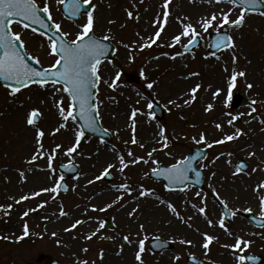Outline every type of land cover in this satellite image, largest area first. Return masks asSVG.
<instances>
[{"label":"rangeland","instance_id":"rangeland-1","mask_svg":"<svg viewBox=\"0 0 264 264\" xmlns=\"http://www.w3.org/2000/svg\"><path fill=\"white\" fill-rule=\"evenodd\" d=\"M36 2L42 9L48 5L54 23L61 25L69 40L75 39L87 22L86 15L79 21L64 18L58 0ZM91 3L95 6L93 34L110 37L109 42L117 47L113 62L99 67L98 87L100 116L114 141L107 146L83 136L69 156L66 150L74 146L79 129L71 118L65 122L59 115L56 101H63L66 110L70 103L62 87L34 85L15 95L0 88V264H49L52 260L62 264H139L135 256L140 240L145 242L143 264H187L189 254L209 264H238V255L250 253L264 258V229H256L246 220L247 214L264 217V189L260 187L264 185V11L246 12L240 27L225 25L223 32L233 37L234 47L210 53V35L216 33L217 25L214 22L205 32L200 21L223 12L231 13L230 20L236 19L243 8L229 0H170L167 9L164 0ZM164 11L169 13L166 21L154 24ZM181 22L191 23L199 33L201 43L193 52L184 50L191 32L181 36L179 43L173 40L183 31ZM161 25V35L156 38L154 33ZM13 28L30 56L42 67L53 65L56 57L49 40L19 26ZM149 37L154 42L147 46ZM172 44L175 46L170 47ZM233 70L246 75L237 77L229 93ZM117 72L119 79L110 87ZM248 84L253 87L249 89ZM196 85L200 87L193 94L190 90ZM217 90L219 94L214 95ZM153 100L164 107L161 123L165 128L153 120L148 107ZM210 104L212 108L207 110ZM253 107L256 112L251 111ZM32 109L41 113L35 126L27 124ZM134 109L138 111L133 127ZM38 129L45 133L43 149L36 143ZM237 129L241 134L237 135ZM201 133L205 134L203 142ZM227 135L234 139H225ZM217 140L223 143H213ZM58 144L62 147L56 148ZM193 145L209 150L203 163L208 170L203 189L168 192L162 183L150 179L153 169L184 159ZM33 155H37L35 160ZM120 157L127 164L123 171ZM137 158L143 159L133 163ZM71 161L78 163L80 170L69 178L58 171V165ZM239 161L248 164L245 172L238 171ZM110 164L114 165L109 169L113 182L96 179ZM62 180L69 186L66 194L58 189ZM122 184H128L131 192L120 188ZM141 186L150 194L141 196ZM48 188L56 191H42ZM221 203L235 213L229 223ZM201 207L204 214L199 212ZM61 209L67 215H61ZM77 220L82 223L72 228ZM105 220L113 223L112 230L104 229ZM204 234L214 237L208 249L203 247ZM155 237L170 240L173 249L152 255L149 241ZM238 238L250 246L241 245L243 251L231 247Z\"/></svg>","mask_w":264,"mask_h":264},{"label":"snow or ice","instance_id":"snow-or-ice-1","mask_svg":"<svg viewBox=\"0 0 264 264\" xmlns=\"http://www.w3.org/2000/svg\"><path fill=\"white\" fill-rule=\"evenodd\" d=\"M59 3L63 4L64 0H58ZM170 0H164L163 7L165 9L168 8ZM219 2V0H217ZM230 3L235 4L237 0H229ZM241 4H245L250 8H257L261 6V0H240ZM71 5V11L73 15H77L80 13L81 9V0H70ZM83 5L85 6V14L87 16V22L82 25V31L77 34L76 38L73 40H67V39H59L58 41L54 38L50 39L52 40V43L50 45L51 51L53 54L57 56V59L54 61L53 65L49 69H44L42 71H38L35 68H32L27 61L24 59V57L21 55L20 49L17 47V44L19 43L21 47L23 46V42L21 40L20 33L13 32L12 24L13 22L21 23L22 27L24 29L30 28L31 24H38L41 28H47L48 25L44 22V20L41 18V11L45 14H48V19L51 20V14L49 12V7L47 4L41 9L39 5L37 4L36 0H0V78H3L5 80H14L17 87L12 88L10 94L15 95L17 92L20 91V86H27L29 82H34L41 87H43L46 84H52L55 85L58 81L63 82V88L62 91L67 93V97L70 99V103L66 107L63 104V101L57 100L56 106L59 109V115L62 118L63 121H68L69 118L71 120L75 121L77 119L76 115V109L78 107V114L79 118L83 121H85V127L91 128L92 130H96L95 121L93 117V113L96 115H99V110L96 105H94L91 102V88H95L98 83L101 80L100 74H99V65L101 64V57L105 55L107 45L102 43L99 39H96L92 33H93V27H94V15L93 11L89 10V8L93 9L95 8L94 5H92L91 0H83ZM247 9L241 11V13L237 16L236 19L230 20L231 13L230 12H223L220 16L213 13L210 18L203 19L200 21V26L204 29L205 32L208 31L209 28L213 27V23L215 22L217 27L215 28L216 31V40L212 44V47L220 49L223 48H231L234 47V41L233 37L230 34H225L223 32V28L225 25L234 26V27H240L244 23L245 15H246ZM264 14V13H262ZM169 13L168 11H164L162 16H157V18L153 21L154 24H159L160 21L163 19L166 21ZM129 18L133 17L132 11L128 12ZM20 18V19H17ZM138 18V17H137ZM30 22V23H28ZM183 31L179 34L173 37V40L176 43H179L181 40V36H189V33L191 32V37L189 39V44L193 43L196 39V37L199 35V33L196 31L195 26H193L191 23L183 24ZM54 28L57 32L60 31L61 25L59 23L54 24ZM32 31H36L35 28L32 29ZM162 31V25L161 29L157 30L154 33V36L156 38H159ZM104 40H109L110 37L105 36L103 37ZM149 44L147 46H150L152 42H154L152 37L148 38ZM146 45H141V48H143ZM170 47H174L175 45H169ZM166 55V54H165ZM175 59V57H172ZM38 62V61H37ZM119 72L116 73L115 79L112 81V83L109 85L110 87H115L116 80L119 79ZM192 75H196L193 73ZM246 73L236 72L235 70L232 71L231 78L228 82V91L231 92L232 88L235 86V82L237 80V77H243ZM149 89L153 87L152 83H149L147 85ZM200 87V85H196L193 89H191V93H195L196 90ZM247 87L251 89L253 87L252 84H248ZM219 90H217V93H214V95H218ZM192 99H195V96H192ZM188 101H185L187 103ZM256 103L255 100L252 101V104L254 105ZM149 108H152V105H148ZM212 105H208L207 110H211ZM136 109H134L131 113V117L133 119V127L135 125V116L137 114ZM252 112H256L257 109L253 107L251 109ZM41 115L39 109H32L27 116V124L31 126H35L37 123V120L39 116ZM237 119V117L232 118ZM229 124L232 123V120L228 121ZM264 123V121H262ZM65 125H61V127H64ZM217 128H220L221 125L217 124ZM56 131H59V128L56 129ZM237 135L241 134V130H236ZM45 135L43 130L38 129L36 133V143L40 149H43V144L41 143V138ZM160 135L164 136V131L161 130ZM84 136V130L80 129L76 135H75V144L72 147L67 148L66 154L71 155L73 152L76 151V147L79 146L81 138ZM195 139V138H194ZM227 140L234 139L233 135H227L225 137ZM167 138L165 137V142ZM200 140L203 142L205 141V134L201 133ZM133 143L136 142L135 137H133L132 140ZM213 143H223V140H217ZM212 145L209 144L208 147H211ZM62 147L61 145H56V148ZM143 147V145H141ZM155 151V149L153 150ZM41 154V153H38ZM129 155L131 156L132 153L129 152ZM149 157L152 155V153H148ZM37 158V155H33L32 160H35ZM52 157H49V164H51ZM140 159L143 158H137L133 161V163L138 162ZM192 159L193 158H186L184 160L178 161L176 164L171 165L169 168L164 169H153V171L157 175H165L170 183H182L184 180H186L187 173L190 170L194 169L192 168ZM147 162V161H145ZM154 163H158L155 162ZM120 165H121V171H123L124 168L127 167V164L124 161L123 157H120ZM114 167V165H108L107 168L103 171L101 175L106 176L109 175V169ZM240 169H238L239 171ZM197 176H199V172H196ZM100 176H97L96 179H100ZM63 179V177H61ZM89 183H92V181H89ZM59 186V185H58ZM261 189H264V185L260 186ZM120 188H122L126 192H131V188L128 184H122L120 185ZM142 190L140 192L141 196H144L146 194H150V190H144L143 186H141ZM42 191L47 192H55L56 188H48L43 189ZM38 194V193H37ZM199 195V193H198ZM21 199H27V197H22ZM3 206H0L2 208ZM106 207H111V205H107ZM168 207L173 212H176V209L173 205L169 204ZM8 208H11V205L8 206ZM105 209H101V211H104ZM261 210L264 211V200L261 201ZM247 211H251V209H247ZM199 212L204 214L205 208L201 207L199 208ZM7 214V213H6ZM28 213L25 212L24 215H27ZM61 215H67L66 212L61 209ZM176 215L179 217V213L176 212ZM82 223V221L77 220L71 227L75 228L78 224ZM212 221L209 220V224H211ZM221 226H224V221L221 220ZM143 228V225L140 226ZM70 229H66L68 231ZM28 234V226L27 224L24 225V235ZM7 239V237H4ZM23 238V237H21ZM90 238V237H88ZM123 239L125 241H129L128 236H124ZM214 239L213 236L204 234V244L203 247L205 249H208L209 242ZM181 243H188L191 244V241H181ZM139 244V250L136 253L135 259L139 262V264H143V260L141 257V253L144 252V240H140L138 242ZM241 245L244 246V248H247L250 246V242L243 241L241 239H237L235 244L232 245L234 249H240ZM87 251V249H85ZM255 256L246 257L245 255H238L237 261L238 264H246V261H255ZM82 264H87V261H83Z\"/></svg>","mask_w":264,"mask_h":264},{"label":"water","instance_id":"water-1","mask_svg":"<svg viewBox=\"0 0 264 264\" xmlns=\"http://www.w3.org/2000/svg\"><path fill=\"white\" fill-rule=\"evenodd\" d=\"M245 7H246L248 10H262V9L264 8V4L261 3V6H260V7H257V8H250V7H248L247 5H245ZM82 12H85V6H83V5L81 4L80 13L77 14V15H73V14H72V11H71L70 0H67V1L65 2L64 6H63V14H64L65 16L69 17L70 19H78L79 16H80V14H81ZM40 15H41V18L44 20V22L48 25V27H47V28H41L38 24H31L30 28H31V29L35 28L36 31L42 33L43 35H45V36H47V37H49V38H50V37H51V38H54V39H56L57 41H58L59 39H62L63 36L60 34V32H57V31L55 30L54 25L50 22V20L48 19V16H47L45 13H43V12H41ZM17 19H20V18H17ZM28 23H30V22H28ZM51 28H54V31H51ZM63 39H64V38H63ZM100 41H101L102 43H104V44L107 45L105 55L101 57V61L106 60V59L111 60L112 57H113L114 51H115L114 47H112V46L109 45L108 43L104 42L103 40H100ZM17 47L20 49V51H21V55L24 57V59L27 61V63H28L32 68H35V69H37L38 71H42V70H43V69H41V68H40L35 62L31 61L30 58H28V57H26V56L24 55V53L22 52V50H21V48H20V46H19V43L17 44ZM0 83H1V84H8L9 86H11V87H13V88L17 87V85H16V83H15L14 80H5V79H3V78H0ZM32 83H34V82H29V83L27 84V86L30 85V84H32ZM57 83L63 85V82H59V81H58ZM23 87H25V86H20V89L23 88ZM95 88H96V87H95ZM95 88H91V89H90V92H91V102H92L93 104H94V95H95V92H96V91H95ZM76 115H77V119H76V121H78V122L80 123V125H81V127L83 128V130L85 131V133H87V134L89 133V134H92V135L101 136V137H105V138L109 139L108 134L105 133V132L100 128L99 123H98V121L96 120V114H95V113H93V117H94V121H95V126H96V130H95V131L92 130L91 128H86V127H85V121H83V120H81V119L79 118L78 107H77V109H76ZM190 158H192V157H190ZM197 159H198V158H197V156L195 155V156L193 157V159H192V168L194 169V171H193V170H190V171L188 172V173H190V172H194L195 175H196V177H197V179H196L195 181L192 180L191 182L183 181L182 185H180V186H178V187H180V188H184V187H186V186H187L188 184H190V183L193 184V185H199V184L201 183V179H200L201 176H200V174H199V176H197V174H196L197 171H196L195 168H194V165H195L194 161H196ZM61 168H64V167H61ZM76 171H77V169L75 168V171H74L73 174H75ZM188 173H187V176H188ZM151 176H152L153 178H155L156 180L163 179V180H165L166 182H168V178H167L165 175H157L156 173H153ZM226 212H227V213H230V212H228V210H227ZM230 214H231V213H230ZM229 218H230V216H229ZM151 248H152V250H154V251H156V252H161V251H163V250H165V249H169V248H170V245H169L168 242H164V241H162V240H158V239H157V240L151 242ZM251 262L259 263V262H261V261H260V259H256L255 261H251ZM195 263H197V264H201V263H199L198 261H196Z\"/></svg>","mask_w":264,"mask_h":264}]
</instances>
